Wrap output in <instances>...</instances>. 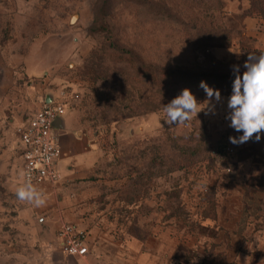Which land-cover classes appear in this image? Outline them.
Masks as SVG:
<instances>
[{
    "label": "rangeland",
    "instance_id": "1",
    "mask_svg": "<svg viewBox=\"0 0 264 264\" xmlns=\"http://www.w3.org/2000/svg\"><path fill=\"white\" fill-rule=\"evenodd\" d=\"M250 8V0H0V264H85L78 260L81 257L62 251L58 226L25 215V202L17 196L24 185L16 127L41 109L48 96L78 95L71 99V112L104 147L105 176L121 184L119 191L130 183L136 187L130 227L139 224L134 214L141 212L138 187L142 177L146 182L144 171L148 167L151 175L161 173L150 166L151 158L175 154L166 129L180 137L178 148H193L202 138L201 147L223 153L219 163L227 174L233 172L239 152L264 154L261 141L252 147L242 143L236 152L228 149L235 145L229 138L243 133L230 127L228 119L214 122L216 115H207V108L185 124L169 126L162 108L172 100L171 94L135 76L119 57L124 50L148 66L226 76L235 75L238 65L242 75L249 53L258 56L264 51V21L248 14ZM210 28H219L226 37L210 39L205 34ZM205 97L198 102L200 108L207 105ZM212 103L217 104L214 97ZM179 176L151 178L146 183L148 195L163 187L161 195L175 197L173 207L182 209L179 198L188 194L191 182ZM203 179L198 181L202 190L195 195L198 203L208 193ZM105 187L111 193V185ZM100 222L111 234V207L106 221ZM124 225L129 227V222L120 216L117 226ZM114 234L108 254L127 255V237L119 231Z\"/></svg>",
    "mask_w": 264,
    "mask_h": 264
},
{
    "label": "crops",
    "instance_id": "2",
    "mask_svg": "<svg viewBox=\"0 0 264 264\" xmlns=\"http://www.w3.org/2000/svg\"><path fill=\"white\" fill-rule=\"evenodd\" d=\"M51 98L55 97L48 96L42 106ZM228 99L229 96H221V101L215 105L214 122L223 124L226 119L223 116L228 113ZM206 100L207 96L203 101L207 103ZM71 111L70 106L66 115L57 121L62 149L61 180L56 184L47 181L31 184L44 203L37 206L34 201L24 200L26 208L23 212L47 220L58 228L62 223L70 222L89 230L90 252L78 260L83 259L85 264H260L264 260V154L252 152L241 156L239 152L233 172L227 174L219 163L223 153L212 151L214 165L198 167L201 176L197 175L196 168L168 174L174 179L184 175L191 182L188 194L179 198L180 210L173 207L175 197L167 199L161 195L163 187L156 190V194L148 195L147 185L140 183L141 212L134 214L139 224L130 227L133 197H136L134 202L137 200L136 187L130 183L119 191L117 187L121 184L105 176V168L101 165L106 157L104 147L98 136L86 130ZM29 118L16 127L22 163L23 146L17 128L26 125ZM227 125L226 121L224 131ZM220 133L223 136L224 132ZM259 141L264 142V135ZM256 142L254 135L244 144L252 147ZM238 145L228 149L236 152L242 144ZM202 177L208 193L198 203L195 195L202 190L198 185ZM161 178L155 177V180ZM22 180L24 186L28 184L23 179V172ZM106 185H111V193ZM110 207L111 234L100 222L106 221ZM183 210L188 214H183ZM120 216L129 222V227L118 228ZM118 231L127 237V255L108 254L110 237L114 238V232Z\"/></svg>",
    "mask_w": 264,
    "mask_h": 264
},
{
    "label": "clouds",
    "instance_id": "3",
    "mask_svg": "<svg viewBox=\"0 0 264 264\" xmlns=\"http://www.w3.org/2000/svg\"><path fill=\"white\" fill-rule=\"evenodd\" d=\"M244 68L246 70L242 75L238 65L234 68L233 90L227 103L229 111L226 119L230 120V127L243 133L239 137L229 138L233 144L245 143L254 135L255 140L259 141L261 135H264V51L258 56L249 53ZM199 87L206 93V107H199L197 97L190 88L183 89L165 105V122L169 126L185 124L192 119V114L197 116L205 108L208 109L206 114L215 112L212 99L215 97L216 102H220V91L209 86L206 81H201ZM17 196L21 200L34 201L37 206L44 203L41 194L31 184L20 187ZM260 264H264V260H261Z\"/></svg>",
    "mask_w": 264,
    "mask_h": 264
},
{
    "label": "trees",
    "instance_id": "4",
    "mask_svg": "<svg viewBox=\"0 0 264 264\" xmlns=\"http://www.w3.org/2000/svg\"><path fill=\"white\" fill-rule=\"evenodd\" d=\"M106 1L108 2L109 0ZM250 3L251 8L248 10V14H257L264 21V0H250ZM206 33L210 39H220L226 35L224 33L223 36V31L219 28H210L209 30L206 29L205 34ZM212 41L219 42V40ZM229 42L230 41L226 42V44H229ZM219 45L222 46V44ZM119 57L121 59L120 61L129 63L135 76L142 77L153 82V84L160 90L164 91L166 95L171 94L172 99L179 95L183 89L190 88L193 94L197 97L198 102L201 101L206 95L204 90L199 87L201 81H206L209 86L214 89H218L221 95L231 96L232 94L235 75L226 76L211 71L187 72L181 69L148 66L143 64L138 56L132 52L124 50L119 53ZM179 88L180 91L178 92ZM224 88H227V90H223ZM175 92L176 94H173ZM165 105L162 109L165 108ZM167 131L168 130L166 129L165 135L170 141L172 140L171 143L173 147H175V154L170 158L163 156V154L154 155L149 162L150 166L153 165V170L155 169L156 172L159 170L161 173L151 175V171L148 172L147 167L144 171V179H146V182L143 181V177L141 178L142 180L140 179L143 184H146L148 180L153 177H163L175 171H187L200 166L208 168L214 164L215 158L212 156L213 150L207 149L204 146L201 147L202 138H200V140L198 138L193 139L195 141L199 140L200 142H198L193 148L183 149L181 147L178 148L177 140H179L180 137L175 134H170V132ZM199 159H203L204 163L199 164Z\"/></svg>",
    "mask_w": 264,
    "mask_h": 264
},
{
    "label": "built area",
    "instance_id": "5",
    "mask_svg": "<svg viewBox=\"0 0 264 264\" xmlns=\"http://www.w3.org/2000/svg\"><path fill=\"white\" fill-rule=\"evenodd\" d=\"M77 98V94L69 96L62 92L35 112L26 125L17 128L23 146L21 156L26 183L38 184L47 181L56 184L61 180L59 161L62 158V149L57 121L66 115L71 99ZM57 237L62 251L70 256L85 257L90 252L89 234L72 223H62Z\"/></svg>",
    "mask_w": 264,
    "mask_h": 264
},
{
    "label": "water",
    "instance_id": "6",
    "mask_svg": "<svg viewBox=\"0 0 264 264\" xmlns=\"http://www.w3.org/2000/svg\"><path fill=\"white\" fill-rule=\"evenodd\" d=\"M74 20V19H73Z\"/></svg>",
    "mask_w": 264,
    "mask_h": 264
}]
</instances>
